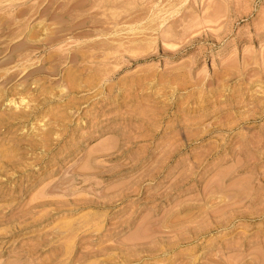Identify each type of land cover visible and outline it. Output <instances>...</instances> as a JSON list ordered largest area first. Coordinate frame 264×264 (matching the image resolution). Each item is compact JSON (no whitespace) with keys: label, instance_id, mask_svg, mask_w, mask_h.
Wrapping results in <instances>:
<instances>
[{"label":"rangeland","instance_id":"obj_1","mask_svg":"<svg viewBox=\"0 0 264 264\" xmlns=\"http://www.w3.org/2000/svg\"><path fill=\"white\" fill-rule=\"evenodd\" d=\"M1 119L0 264H264V0H0Z\"/></svg>","mask_w":264,"mask_h":264},{"label":"bare ground","instance_id":"obj_2","mask_svg":"<svg viewBox=\"0 0 264 264\" xmlns=\"http://www.w3.org/2000/svg\"><path fill=\"white\" fill-rule=\"evenodd\" d=\"M25 28H26V27H25ZM17 30H19V29H17ZM17 30H14V31H17ZM23 32H24V31H23ZM23 32H22L21 34H23ZM27 32H28V31H27ZM32 32H33V31H32ZM28 33H30V31H29ZM30 34H31V36L33 35L32 33H30ZM25 36H26V35H25ZM28 36H29V35H28ZM15 37H16V39H17V35L13 36V37H12V40H13V41H12L10 44H8V46H6V47H7V50H6V51H8V50H9V52L11 51V54L14 53L15 48L18 46L19 42H21V41H20L21 39L18 40V41H14V38H15ZM18 37H19V35H18ZM26 37H27V36H26ZM26 37H25V38H26ZM27 39H28V38H27ZM27 39H26V40H27ZM31 39L33 40V37H31ZM22 43H23V45H25V43H24L23 41H22ZM22 43H21V44H22ZM26 43H28V42H26ZM31 44H32V43H31ZM26 45H27V44H26ZM6 47H5V48H6ZM24 47H25V46H24ZM26 47H27V46H26ZM26 47H25V48H26ZM30 47H31V46H30ZM22 48H23V47H22ZM25 48H24V49H25ZM33 49H34V48H33ZM26 50H27V49H26ZM20 51H21V50H20ZM20 51H19V52H20ZM31 51H32V50H31ZM29 52H30V50H29ZM14 54H15V53H14ZM14 54H13V55H14ZM30 54H31V53H30ZM15 55H16V54H15ZM11 56H12V55H11ZM25 56H27V55H25ZM19 57H20V56H19ZM15 58H16V57H15ZM20 58H21V57H20ZM21 59H22V58H21ZM23 60H24V59H23ZM2 69H3V68H2ZM2 69H1V70H2ZM5 71H6V70H5ZM17 73H18V72H12V73H10V74L8 73L7 76H6V79L3 80L4 83H5L4 86H6V84L9 83V86H7V87L10 88V82H11L12 79L15 77V75H17ZM2 75H3V74H2ZM19 76H21V75L19 74ZM2 78H3V77H2ZM17 78H18V77H17ZM26 78H27V77H26ZM15 80H16V78H15ZM16 81H17V80H16ZM13 82L15 83V81H13ZM14 83H13V84H14ZM11 84H12V83H11ZM19 84H20V83H19ZM2 86H3V85H2ZM4 86H3V87H4ZM11 86H12V85H11ZM13 86H14V85H13ZM13 86H12V87H13ZM20 86L23 87L22 82H21ZM24 86H25V85H24ZM12 87H11V88H12ZM18 87H19V86H18ZM18 87H17V88H18ZM4 88L6 89V87H4ZM9 88H7V89H9ZM11 88H10V89H11ZM14 88H15V87H14ZM19 88H21V87H19ZM129 90H130V89H129ZM12 91H13V90H12ZM5 92H6V91H5ZM8 92H9V90H8ZM14 92H15V91H14ZM8 94H10V93H8ZM12 94H13V93H12ZM10 95H11V94H10ZM11 101H12V100H11ZM12 103H13V102H12ZM13 106H14V105H13ZM11 116H12V114H11ZM11 116H10V117H11ZM18 116H19V115H18ZM3 118H4V117H3ZM3 118H2V119H3ZM18 118H19V117H18ZM18 118H17V120H18ZM2 119H1L0 121H2V123H5V122H3V120L8 119V117L6 116V119H3V120H2ZM13 119H14V118H13ZM11 121H12V120H11ZM13 121H14V120H13ZM7 122H8V121H7ZM2 149H4V148H2ZM2 149H1V150H2ZM4 150H5V149H4ZM6 151H7V150H6ZM7 152H8V151H7ZM2 153H3V152H2ZM4 154H6V153H4ZM2 155H3V154H2ZM8 155H9V154H8ZM10 156H12V155L10 154ZM13 157H14V156H13ZM6 158H7V157H6ZM8 158H9V157H8ZM2 159H3V158H2ZM5 160H6V159H5ZM12 160H14V159H12ZM7 161H8V160H7ZM1 164H2V162H1ZM7 164H8V163H7ZM11 165H12V164H11ZM8 166H9V165H8ZM8 168H9V167H8ZM10 169H11V168H10ZM1 173H2V172H1ZM6 173H7V172H6ZM9 174H10V173H9ZM11 174H12V173H11ZM6 175H8V174H6ZM6 175H3V176H6ZM3 176H2V177H3ZM7 177H8V176H7ZM7 179H8V178H7Z\"/></svg>","mask_w":264,"mask_h":264}]
</instances>
